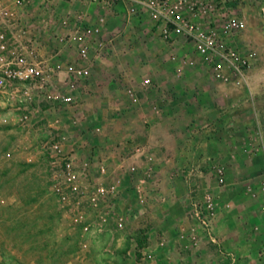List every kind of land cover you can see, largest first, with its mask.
Wrapping results in <instances>:
<instances>
[{"label": "crops", "instance_id": "obj_1", "mask_svg": "<svg viewBox=\"0 0 264 264\" xmlns=\"http://www.w3.org/2000/svg\"><path fill=\"white\" fill-rule=\"evenodd\" d=\"M63 1L66 7L77 8L70 15L71 24L76 27L71 31L73 35L88 28L93 36L90 42L86 41L89 68L102 65L106 60L102 58L104 51L123 50L124 57L117 56L114 59L122 66L123 73L117 69L114 75L111 74L108 85L91 87L94 80L91 73L86 79L80 80L87 81L91 88L89 92L82 90L87 95L84 96V105L96 98H103L112 103L117 115H122V118L112 119L107 129L112 131L113 138L117 139L116 131H123L127 139L111 143L110 150H124L125 153L117 157L125 162H150L157 155L158 161L165 165L159 170L158 192L162 200L158 208L167 212L164 219L158 222L157 232L149 237L157 249L152 254L141 252L140 258L135 259L133 264H261L258 256L264 241L261 196L251 234H247V230L242 228L243 222L230 216V212L222 213L221 219L218 216L219 206H207V198L211 200L215 191L220 192L224 199L221 208L230 205L225 196L229 172L223 163L229 161L231 156L238 155L258 162L256 190L259 189L263 163L259 156L247 151L252 142L247 130L254 128L257 118L264 120V107L260 104L264 85L259 88L255 83L257 71L261 68H256L255 62L251 65L245 86L219 83L212 78L200 57L185 48L181 39L172 42L162 40L157 27L148 17L129 16L123 4ZM95 28L99 29L96 33L93 31ZM245 36L252 43L251 39L254 41L259 35L255 37L245 31ZM70 43H66L69 47L63 45L47 58L54 63L75 61L78 48ZM70 46L73 50H70ZM64 55H67V60ZM172 55L176 58L172 59ZM138 68L144 72H135ZM120 82L127 85L125 90L119 86ZM115 100L124 103L117 104ZM79 105L80 102L77 112H67V117L71 118L70 124L76 128L74 132L81 134L79 141H82L87 136L85 131H88L87 121L90 120L92 110L89 107L81 109ZM108 110L106 107L100 108L101 118L94 123L93 130H103L101 123L109 113ZM45 113L49 112L41 111L35 119H41L40 115ZM24 123L17 124L21 130L25 128ZM32 144L30 140L20 138L0 154V208L9 204L18 208L22 178L29 179V188L34 191L35 173L32 165L38 159L32 150L26 151ZM200 146L205 148V154L201 157ZM170 147L172 151L168 150ZM231 151L233 155H229ZM103 155L99 153L91 157V160L98 161L99 156ZM20 160L31 163L18 169ZM203 160L210 167L205 172L198 170ZM213 160L222 164L212 165ZM217 169L223 171V184L218 183ZM10 181H13L12 185H9ZM11 186L12 200L8 196ZM151 186L146 182L143 185V198L134 202L128 199L126 208L133 212L147 210L149 205L145 201V194ZM243 197L238 194L235 199L241 200ZM122 206L119 203L116 211L122 209ZM201 218H206L207 225ZM5 222L0 217V225ZM203 229L207 231L203 233Z\"/></svg>", "mask_w": 264, "mask_h": 264}, {"label": "rangeland", "instance_id": "obj_2", "mask_svg": "<svg viewBox=\"0 0 264 264\" xmlns=\"http://www.w3.org/2000/svg\"><path fill=\"white\" fill-rule=\"evenodd\" d=\"M239 7L247 18V34L251 33L255 37L259 35L258 38H254L255 42L251 40L259 52L255 67L261 69L257 71L258 77L255 83L260 88L264 85V68L262 70L264 19L259 13L260 3L259 0L257 2L244 0ZM76 10L75 6L66 7L63 0H55V2L54 0L53 2L0 0V31L5 28L6 38L12 47L16 45L18 49L23 50L26 47V53L40 62L48 71L50 65L54 63L47 58L49 54L56 53L63 45L69 47L66 44L70 43L69 41L72 46L78 48V41L70 40L73 35L71 31L76 29L71 24L70 15L72 16ZM87 36L86 41L90 42L93 36L90 34ZM70 50H73V47L70 46ZM122 52L123 50L118 49L102 53V58L106 59L102 65L89 68L91 77L92 75L94 77L91 87L108 85L111 74L114 75L117 69H121L123 73L122 66L114 61L117 56L124 57ZM64 58L67 60V55H64ZM63 62V64L67 63ZM139 68L135 72L142 74L144 71ZM59 74L61 78L64 75L63 72ZM54 84L56 88H60L57 82ZM119 86L123 90L127 87L121 82ZM72 89L73 93L80 98L81 109L89 107L92 110L90 120L87 121L88 127L86 126L88 131H85L87 136L82 141H79L81 134L74 132L76 128L70 124L71 118L67 117V112L58 110L57 106L54 111L41 114V119H35V115L26 121L24 130H21L22 128L17 125L19 115L22 114L21 110H16L12 102L3 101L0 98V154L8 150L18 139L23 138L33 143L32 147L27 148L26 151L32 150L38 159L33 165L31 164L35 173L34 191L29 188V179L22 178V192L18 195L20 203L18 208H13L10 204L0 208V217L6 221L0 225V264H133L135 259L140 258L141 252L146 251L152 254L157 249V245L152 243L149 237L157 232V224L164 219L167 212L158 208V203L162 200L158 192L159 170L165 165L158 161L157 155L155 160L150 162L119 160L117 156L123 155L124 150L115 152L110 150V145L115 141L123 142L127 137L123 131H116L117 139H115L112 131L107 127L112 119L122 118V115H117L113 111L112 103L103 98H96L84 105V96L87 95L83 92L84 90L91 91L87 81L75 82ZM262 95L263 99L260 104L264 107V93ZM115 101L117 104L124 103L120 100ZM103 107L109 109V113L102 120L103 130L99 132L93 130V126L101 118L99 113H101L100 108ZM4 118L7 119L6 122ZM61 136L65 138L64 148L74 150L79 156L80 164L99 153L104 154L99 156L98 161L93 159L88 163V172L82 180L85 185L92 188L97 181H102L104 185L114 183L117 187V196L114 201L101 198L102 201L100 200L97 206H92L93 209L85 197L70 195L69 198L62 200L52 190L51 186L56 179L48 157V146L51 139ZM201 140L203 142L204 137ZM200 148L202 149V152H199L201 157L205 154V148L203 146ZM168 150L172 151V147ZM229 155H233V151ZM18 158L21 159L20 156ZM229 159L223 164L228 167L229 172L226 177L225 192L227 194L225 196L230 201V205L224 209L221 208L224 199L217 191L211 196L210 202L221 208H219V218L222 219V213L230 212V216H235L243 222L242 228L247 230V234H251L253 232L251 227L257 216L258 200L261 196L258 189L256 190L258 162L253 159L240 158L238 155L231 156ZM28 163L31 162L20 160L18 169H22ZM101 164L106 169L105 174L98 173V165ZM211 164L222 163L213 160ZM170 168L173 169L172 166ZM208 169L210 167L204 160L198 166V170L202 172ZM146 182L152 185L149 192L145 194V201L149 205L147 210H134V212L128 210L125 206L126 201L129 199L134 202L143 198V185ZM12 183L13 181H10L9 185ZM11 188L12 186L8 196H11L12 200ZM238 194L244 197L240 198L241 200L235 199ZM202 201L205 202V200ZM119 203L123 204L122 209L116 211ZM118 217H122L125 221L121 229H115ZM84 224L89 225L88 230L83 229ZM206 231L203 229V233ZM133 255L134 258H132Z\"/></svg>", "mask_w": 264, "mask_h": 264}, {"label": "built area", "instance_id": "obj_3", "mask_svg": "<svg viewBox=\"0 0 264 264\" xmlns=\"http://www.w3.org/2000/svg\"><path fill=\"white\" fill-rule=\"evenodd\" d=\"M84 1L125 5L129 16L148 17L157 27L162 40L172 42L181 39L187 50L200 57L215 81L225 85H247V73L258 58V50L245 36L247 18L239 7L244 0ZM259 3V13L264 19V0H259ZM2 29L4 30L0 31V98L12 102L16 110H21L19 122L24 123L44 110L54 111L56 106L58 110L77 112L79 100L72 88L75 82L90 75L86 44V36L91 34L90 29H83L70 39L80 43L77 59L65 64L55 62L50 65L48 71L26 53L25 46L24 50L18 49L16 45L12 47L6 38L5 28ZM93 31L96 33L99 29L95 28ZM171 58L175 59L176 56L172 55ZM61 72L64 73L62 78L59 74ZM55 82L59 89L56 88ZM3 120L7 121L6 118ZM247 133L252 139L248 153L259 156L263 163L258 190L261 195L260 210L264 214V120L257 118L254 128L247 130ZM64 141L65 138L62 136L53 138L48 146V157L56 179L51 186L52 190L62 200L69 198L70 195L85 197L91 207L97 206L101 198L114 201L117 196V187L114 183L104 185L102 181H97L93 188L84 184L82 178L88 172V163L91 159L80 164L77 153L64 148ZM105 172L104 166L98 165V173ZM216 174L218 183L223 184L225 179L222 169H217ZM207 206L208 208L211 206L208 198ZM202 221L207 225L206 218ZM115 223V229H121L125 225L122 217H118ZM88 227V224H84L83 229L88 230ZM258 256L260 263L264 264V241L260 245Z\"/></svg>", "mask_w": 264, "mask_h": 264}]
</instances>
